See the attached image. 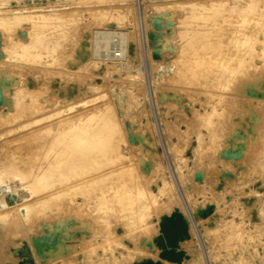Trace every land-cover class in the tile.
I'll list each match as a JSON object with an SVG mask.
<instances>
[{
    "label": "rangeland",
    "instance_id": "1",
    "mask_svg": "<svg viewBox=\"0 0 264 264\" xmlns=\"http://www.w3.org/2000/svg\"><path fill=\"white\" fill-rule=\"evenodd\" d=\"M18 1L22 0H0V12L20 9L22 6L17 5ZM47 1L30 2L33 7L27 12H34L35 20L18 17L0 22V156L26 159L30 153L43 155L49 150L54 151L60 137L54 129L58 120L109 104L115 119L123 124L127 137L130 134H152L154 137L156 153L153 157L164 169L158 173L162 178L160 188L168 189L169 184L173 185L177 195L187 203L190 201L189 205L185 203L184 212L193 229L200 264H264V219H255L259 225L255 231L245 233L247 240H237L239 229L252 227L250 221H254L257 197L260 199L257 208L264 212V0H135L137 15L140 16L141 9L146 11L153 20L149 27L155 31L147 37L139 26L135 28L133 38L135 46L138 38L142 41L141 46L144 41L150 44L149 51L145 46L139 51L137 46L132 47L134 53L131 52L136 55L132 68L140 67V54L144 60L141 68L149 89L146 108L140 115L126 99L123 102L125 108H120L115 101V95L129 83L126 74L132 71L128 63H123L126 67L120 65L115 69L114 65H103L101 60L93 58V31L119 33L128 28L133 30L128 18L120 14L121 2L49 0L52 3L48 6ZM189 3L215 5L219 15L215 24L220 23L224 38L228 37L222 47L210 45L203 52L207 53V59H216L217 64L205 63L191 76L182 60L192 58L195 52H181L182 40L178 36L181 18L187 13L182 11V5ZM22 12L25 10L19 13ZM45 13L60 15L61 19L43 20L41 14ZM245 18L251 20L249 24H241ZM256 21L259 25L254 24ZM53 22L62 24L64 35L49 29L54 26L50 25ZM242 32L249 33L251 38L246 44L240 40L237 43L241 46L238 44L236 48V42L229 41L232 34ZM57 41L60 48L51 58L43 60L49 50L47 45L51 42L49 46H53ZM22 43L25 49L18 48ZM149 58L164 66L154 74L157 93L166 94L157 105L153 88L150 83L148 85L151 81ZM167 66L169 69L165 70ZM113 90L117 91L114 93ZM95 97L97 99L88 106L79 102ZM46 127L50 128V133L46 132ZM252 128L253 133L249 132ZM230 134L237 135L233 138V147L236 145L239 150L235 165L217 158ZM127 139L133 147L128 152V163L137 162L144 151L139 140L134 138L131 142ZM39 146L41 150L37 151ZM179 156L184 161H179ZM178 178L183 180L187 198ZM140 180L142 186L151 189L152 195L162 197L148 177ZM207 207L212 208L211 213L204 212ZM195 210L198 211L195 213ZM199 211L207 215L203 216ZM198 212L202 217L201 231ZM116 230L115 238L133 249L125 238L122 239L125 235L122 228L117 226ZM19 233L21 239L25 238L23 230ZM241 257L242 261H239Z\"/></svg>",
    "mask_w": 264,
    "mask_h": 264
},
{
    "label": "bare ground",
    "instance_id": "2",
    "mask_svg": "<svg viewBox=\"0 0 264 264\" xmlns=\"http://www.w3.org/2000/svg\"><path fill=\"white\" fill-rule=\"evenodd\" d=\"M119 1L122 9L120 14L128 18V24H132L133 30L128 28L119 33L111 30L93 31L91 35L93 58L101 60L103 65L108 63L114 65L115 69L125 62L128 63L132 71L126 74L129 83L125 88L119 89L115 101L120 108H125L123 102L126 99L131 103L135 113L140 115L146 108L145 102L148 97L146 94L149 89L141 68L144 61L141 54L140 67L133 68L131 65L136 62V55L131 54L134 53L132 47L138 46L140 51L139 48L145 46L148 50L150 44L149 41H144L141 46L142 41L138 38L136 42L138 45L135 46L133 38L136 34L135 28L139 26L147 37L150 32H155L149 27L153 20L143 9L140 16L137 15L135 0ZM30 2L34 3V0L18 1L17 5L22 6L20 9L2 10L0 22H9L18 17L33 20L36 14L27 12L29 7H33L30 6ZM51 3L48 0L46 4L51 6ZM250 8L252 10V7ZM21 10L25 12L19 13ZM182 11L187 13H184L178 28V36L182 40L179 48L181 52L187 50L195 52L192 58L185 57L182 60L191 76L205 63L217 64L216 59L213 57L207 59L205 57L207 53L203 52L210 45L222 47L228 37L224 38L225 33L221 30V24H215L219 16L215 5L189 3L182 5ZM41 18L48 21L61 19L60 15L52 13L41 14ZM245 19L241 24L250 23L251 20ZM209 21L213 23H207ZM254 24L259 25L257 21ZM50 25H54L49 28L50 30L55 29L63 34L62 24L53 22ZM239 31L241 32L240 29ZM231 37L229 42L235 41L237 48L240 44L237 42L243 40L241 43L246 44L251 35L242 32L232 34ZM49 44L47 45L49 50L43 60L51 58L61 46L58 41L54 42L53 46ZM18 48L25 49V45L22 43ZM157 63L149 60L151 81H148V85L150 83L153 88L156 105L166 98V94L157 93L154 74L155 71L164 69L163 64ZM168 69L167 66L165 70ZM115 91L113 90L114 93ZM96 99L97 97L79 102L88 106ZM111 107L104 104L102 107L90 108L72 117L58 120L54 129L59 132L60 137L57 138L54 151L49 150L43 155L40 154L42 156L30 153L26 159H17L9 155L0 156V264H200L194 245L193 229L184 212L185 205L190 201L187 203V200L177 195L173 185L169 184L167 190L160 188L162 178L160 179L161 175L158 176V173L161 168L164 169L156 164L153 157L156 153L154 137L152 134L150 136L130 134L127 137L123 124L115 119ZM45 130L48 132L50 128L46 127ZM250 131L253 133V128L249 129ZM251 133L246 135H252ZM235 137L233 134L229 135L228 142L217 157L220 161L236 164L237 158L236 162L234 159L238 154V147L236 148V145L233 147ZM127 138L131 142L134 138L139 140L140 148L144 151L137 162L128 163V152L133 147ZM38 150H41V146L37 148ZM178 159L184 161L180 156ZM196 176L199 178V175ZM142 177H148L161 198L152 195L150 188L142 186L140 180ZM178 179L186 195L183 180ZM254 203L253 211L256 213L254 221H250L252 227L247 230L239 229L240 233L237 235L239 242L248 239L245 233L256 230L259 222H255V219H264V212L257 208L260 199L257 197ZM196 211L198 210H195V213ZM205 211L211 213L212 208L207 207ZM199 212L196 219L199 220L198 228L201 231L200 214L203 216L207 214ZM32 213L34 215L30 216ZM117 226L125 233L122 239L125 238L133 249L124 241L115 238L118 233ZM20 229L25 232L23 239L19 233ZM239 261H242V257Z\"/></svg>",
    "mask_w": 264,
    "mask_h": 264
}]
</instances>
